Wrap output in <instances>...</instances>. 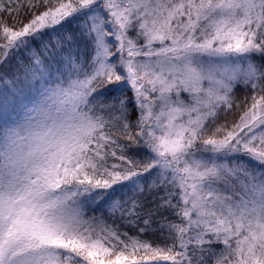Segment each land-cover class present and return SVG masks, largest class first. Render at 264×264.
Here are the masks:
<instances>
[{"label": "snow or ice", "instance_id": "snow-or-ice-1", "mask_svg": "<svg viewBox=\"0 0 264 264\" xmlns=\"http://www.w3.org/2000/svg\"><path fill=\"white\" fill-rule=\"evenodd\" d=\"M0 264H264V0H0Z\"/></svg>", "mask_w": 264, "mask_h": 264}, {"label": "trees", "instance_id": "trees-1", "mask_svg": "<svg viewBox=\"0 0 264 264\" xmlns=\"http://www.w3.org/2000/svg\"><path fill=\"white\" fill-rule=\"evenodd\" d=\"M65 28H66L67 30L71 31V30H73V25L67 24V25H65ZM241 94H242V93L238 91L237 95L239 96V95H241Z\"/></svg>", "mask_w": 264, "mask_h": 264}, {"label": "rangeland", "instance_id": "rangeland-1", "mask_svg": "<svg viewBox=\"0 0 264 264\" xmlns=\"http://www.w3.org/2000/svg\"><path fill=\"white\" fill-rule=\"evenodd\" d=\"M241 98H242V94L241 95H239Z\"/></svg>", "mask_w": 264, "mask_h": 264}]
</instances>
